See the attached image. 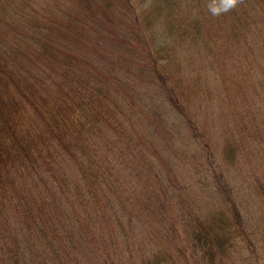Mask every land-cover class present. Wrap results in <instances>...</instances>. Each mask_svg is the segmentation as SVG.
<instances>
[{"label":"trees","instance_id":"16d2710c","mask_svg":"<svg viewBox=\"0 0 264 264\" xmlns=\"http://www.w3.org/2000/svg\"><path fill=\"white\" fill-rule=\"evenodd\" d=\"M71 1V8L56 5L35 11L37 17L21 11L16 23L0 5V264H136L129 257L135 246L119 245L130 235L124 216L153 218L158 211L156 218L169 207L201 263L244 241L254 256L250 264H264L254 252L264 231L251 239L258 229L242 223V197L215 177L222 193L215 209L199 213L192 197L181 206L179 185L161 181L150 161L155 145L143 132L153 126L160 140L169 138L163 109L170 108L198 134L184 112L198 96V80L184 84L178 77L170 49L147 33L150 19L165 23L164 39L172 37L174 46L187 41L206 52L222 30L235 38L229 49L245 48L264 29V0H245L219 18L208 15L207 0H143L138 12L140 0ZM249 82L254 95H264V81ZM251 126L257 129L253 117L236 116L225 157L245 149ZM199 143L208 151L204 137ZM124 153L143 163L148 178ZM252 180L251 197L264 206V171ZM82 237L98 250L84 262L75 251L84 246L74 244ZM166 257L152 255L144 264Z\"/></svg>","mask_w":264,"mask_h":264},{"label":"rangeland","instance_id":"374dc122","mask_svg":"<svg viewBox=\"0 0 264 264\" xmlns=\"http://www.w3.org/2000/svg\"><path fill=\"white\" fill-rule=\"evenodd\" d=\"M142 1L140 0L136 7L137 12L145 5ZM182 1L184 0H181V3ZM71 4V0H4L0 3L4 18L13 23L18 22L21 11H28L34 15L35 11L46 10L56 5L71 8ZM203 6L207 11L206 6L204 4ZM165 29V23L161 19L154 21L150 19L146 31L149 35H154V44H162L167 47L166 49H170V58L178 66V77L184 84L186 81L189 82L191 77L197 78L198 96L184 112L191 119L190 125L198 134L194 138L192 131H187L184 120L177 116L174 110L163 109L166 111L163 120L168 122L170 137L160 140L153 126L143 129L155 145L150 161L160 175L161 181L168 182L174 187L176 184L179 185L177 197L181 206L183 197H192L191 201L197 203L199 213L208 214L218 205L216 199H222V193L216 191L218 183L215 177L218 178L229 193L244 200L239 201L244 206V211L241 212L242 223L248 225V228L252 225V229H258L251 235V239L255 241L256 235H261L259 232L264 231V206L260 199L251 197H254L252 178L255 173L264 171V95L261 97L254 95L255 90L249 81L251 77L264 81V73L260 75L261 70L257 66L260 64L264 71V29H261L258 36L249 37L245 48L241 45L237 47L236 43L231 49L229 47L235 43V38H224L222 30H219L208 42L206 52L200 45L197 49H192L187 41H181L182 44L174 46L172 37L167 41L164 39ZM209 49H213L211 54L208 52ZM240 82L244 86L239 92L237 83ZM247 111L250 112L248 115ZM237 115L247 122L253 117L257 129H252L251 126L249 137L244 140L245 149L241 147L225 157L224 149L229 148L232 141L227 140L235 135ZM201 137L210 144L208 151L202 149L199 143ZM124 155L126 159H133L135 168L142 172L143 177H147L146 168L139 159H134L127 153ZM171 190L173 194V189ZM157 212L155 211L153 218L147 214H139L140 216L136 217L124 216L130 224V227L126 223L124 225L130 235L123 238L119 245L135 246L129 256L133 263L144 264L152 255L162 259L169 251L172 256L166 257L168 258L166 263L163 260H151L152 264H204L201 263L197 251L189 246L187 236L179 231V215L176 208L169 207L166 212L155 218ZM129 219L135 223L134 227ZM170 229L175 231L169 233ZM96 243L95 241L92 244L85 237L74 242L75 245H83L85 248L75 249L77 253L83 255L82 262L86 261V256L98 254ZM243 243L244 241L232 247L229 245V249L221 251L215 261L209 264H250L254 260L249 248L251 245ZM259 245H255L254 252L257 255H264V242Z\"/></svg>","mask_w":264,"mask_h":264},{"label":"clouds","instance_id":"9594fccd","mask_svg":"<svg viewBox=\"0 0 264 264\" xmlns=\"http://www.w3.org/2000/svg\"><path fill=\"white\" fill-rule=\"evenodd\" d=\"M245 4V0H207L206 8L213 17H221L235 10H238Z\"/></svg>","mask_w":264,"mask_h":264}]
</instances>
